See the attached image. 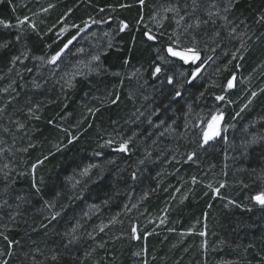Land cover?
<instances>
[{
  "label": "trees",
  "instance_id": "obj_1",
  "mask_svg": "<svg viewBox=\"0 0 264 264\" xmlns=\"http://www.w3.org/2000/svg\"><path fill=\"white\" fill-rule=\"evenodd\" d=\"M228 3L0 0V264H17L31 244L39 248L35 264H132L137 252L154 264H199L195 242L173 234H148L147 247H136L139 213L156 212L166 199L172 228L210 222L215 259L264 264V205L251 199L264 190V140L257 142L264 138V0H230L225 11ZM46 7L41 26L31 19L17 26ZM170 30L182 34L178 47L195 41L198 63L167 57ZM73 37L54 74L47 61ZM239 42L245 49L230 58ZM156 47L188 76L177 82ZM205 48L213 49L208 56ZM215 59L209 83L198 84ZM87 60L93 74L70 86V63ZM156 65L162 71L154 77ZM241 71L249 81L239 89ZM229 79L233 87L222 90ZM217 110L225 125L242 119L230 146L229 136L221 146L201 138L200 122ZM108 130L133 138L128 151L105 145Z\"/></svg>",
  "mask_w": 264,
  "mask_h": 264
},
{
  "label": "rangeland",
  "instance_id": "obj_2",
  "mask_svg": "<svg viewBox=\"0 0 264 264\" xmlns=\"http://www.w3.org/2000/svg\"><path fill=\"white\" fill-rule=\"evenodd\" d=\"M122 8L125 7H121L119 8L120 10ZM115 8L111 7L108 8L106 11V14L108 13H112L115 12L114 10ZM41 11H39L38 13H35L33 15H30L28 20H35L37 23L44 19V12L48 10V8H42L40 9ZM27 20V21H28ZM22 21V20H21ZM163 21V20H161ZM26 22V21H24ZM23 23L18 22L17 26H19L20 28H27L26 25H23ZM143 24L145 25V22L142 21ZM150 23H152V21H149ZM162 22H156L157 28L158 29H162L164 28L165 24H161ZM32 25H35L32 23ZM39 26H41V22L38 23ZM38 25H35V27H31L33 29H36V27ZM153 26V24H151ZM152 28V27H151ZM149 29V28H148ZM178 29V28H177ZM150 31V29H149ZM154 31V30H153ZM156 31V30H155ZM158 32V31H157ZM159 34H161L160 32H158ZM168 33H172L173 37L175 38V40H177V38H179V42L184 41L182 39V34H180V32H176L174 30H170ZM163 35V34H162ZM166 37V39L168 38V35H164ZM237 36H242L240 34H238ZM241 42V41H240ZM239 45H237V48L233 51H231L230 54V58H232L233 56H235L236 53H238L239 50H244L245 47L244 46V42L240 43ZM180 45V44H179ZM154 55L156 57H158V59L162 62H164V64L175 68V76H177V82L185 79L188 76V70L185 68L180 67L179 65H177L174 62H170V61H166L165 58L163 57V54L160 52L159 48L156 47L154 49ZM213 49L210 48H205V53L204 56H208L209 53H211ZM248 51V50H247ZM250 53V51H249ZM234 54V55H233ZM72 57L75 55H71ZM168 57V56H167ZM243 57H240V59H242ZM244 59V58H243ZM216 61L212 60L211 63L209 64V66L206 68V70L200 75V77L197 79L198 84H201L202 82H204V84L209 83L208 82V78H209V73L211 72V70L216 66L217 63H214ZM243 61V60H242ZM80 65H78V64ZM94 63L92 60H87L84 61L82 63H79L78 61H72L69 65V71H68V76L67 79L70 83V86H72L78 79H81L83 77H85V75H92L93 74V69L92 67L94 66ZM65 64V61H60L58 63H56L52 70L54 74H58L60 73V68L63 67ZM212 66V67H211ZM80 73V74H77ZM247 74H244L242 71L239 73V76L237 78V80L239 81V89L241 87H245L246 85H248V81L249 78H247ZM88 77V76H87ZM220 89V88H219ZM227 89V85H225L222 90H226ZM228 92V91H226ZM245 101L249 102L247 99H245ZM246 105V104H245ZM244 104H242L240 106V110L241 112L244 111V109L246 108ZM245 106V107H244ZM214 116H220L222 118V115L219 114V110L216 111V113H214L213 115L208 116L204 123L200 122L201 128H200V134H201V138H203V133L209 129V125L213 123V117ZM234 116L229 117V119L226 121V125L223 124L224 120L220 118L218 124H216V128L219 131V135L213 137L212 139H210L209 141H213V143H217L218 146H221L222 143H224V137L229 136V138H226L225 140L227 142H229V146L232 144L230 141V137L234 135V132L236 130V128L240 125V121L242 119L239 120V122H236V120L233 118ZM226 120V119H225ZM255 126H257V123L254 125H252L251 128H255ZM63 128V127H62ZM154 128L157 129V127L154 126ZM257 128V127H256ZM129 129H126V131H128ZM120 131V130H119ZM118 131V132H119ZM114 130L111 132L110 130L107 131V138L105 139V145L107 146H113V147H118L120 146V144L124 141V140H128V139H124L125 136L120 132L118 134L113 133ZM113 137L114 139H110V137ZM130 141L131 142L133 140L132 137H130ZM262 140H264V138H261L259 141L257 140V142H261ZM111 141V144H109L108 142ZM256 144V143H254ZM59 142L56 144L55 147H58ZM253 145V144H252ZM228 146V148H229ZM131 150H135L133 147L131 148ZM206 189H208L206 191V193H208L209 190L212 191V197L215 196L218 192V189H216L213 186H206ZM226 202H229V199H226ZM169 206L170 203L168 202V200L166 199L163 203V205L160 207L159 210H157L156 212H148L146 211V209L144 208V210L142 212H140L139 214V223L136 224V232L133 233L136 235V238L138 240L137 244L138 246H136L137 248H146L147 247V241L144 242L146 240V237H148V234H152V235H158L160 236L158 238V240H162L165 239L168 234H173L175 235V239H177L178 241H183V240H188L190 242V244H193V241L195 242L196 248L195 250L200 252V261L198 258V263L199 264H223L221 258H217L215 259V257L218 254V250L216 248L215 243L212 242V238L214 237L215 233L212 230V226L210 224V222H207V220L205 219V221L201 222V225L195 221H190L183 230H176L173 227L171 223V219L173 218L174 215H171L169 213ZM148 213V214H147ZM147 228V229H145ZM148 230V231H147ZM144 231V234H140V232ZM201 233H204L203 235H201ZM39 251V248L33 244L28 246V250L25 252H21L17 255V264H35L34 263V256L35 254ZM166 252H168L169 254L173 253V250H170V248L166 249ZM136 256L135 259L132 261V264H154V261H152V259H147V256H143L142 253H135ZM208 257H210V260H208ZM194 264V263H192Z\"/></svg>",
  "mask_w": 264,
  "mask_h": 264
},
{
  "label": "snow or ice",
  "instance_id": "obj_3",
  "mask_svg": "<svg viewBox=\"0 0 264 264\" xmlns=\"http://www.w3.org/2000/svg\"><path fill=\"white\" fill-rule=\"evenodd\" d=\"M144 0H140V3L143 4ZM193 2L195 3V0H193ZM231 6L230 0L228 5H226L225 7V11L228 10V7ZM71 11V10H69ZM165 11H176L178 12V9H174L172 7L166 8ZM208 15L211 17L213 15H219V12L217 11L216 13L213 12H209ZM223 18V17H222ZM180 20H183L184 17L181 16L179 18ZM28 17H24V19L22 21H19L20 23H23L24 21H27ZM32 27H35V25H31ZM87 26V25H86ZM127 27V25L122 21L121 22V31H123L125 28ZM233 31H235V29H233ZM145 35L148 37V39H155V37L149 35L148 33H145ZM76 37H73L72 40H69L66 44H64V47L60 49L59 52H57L55 55L51 56L50 60H48L47 62L49 64L55 65L58 58L61 56V54L64 52L65 49L68 48V46L72 43L73 40H75ZM179 46V38H177V40H173L172 44L168 46L167 48V52L172 56V57H176L179 58L180 60L184 61L185 63H188L189 61H191L192 63H195L197 60L200 59V55L198 50L195 47V41H193V46L191 47H185L182 50H176L177 47ZM92 59H98V57H93ZM207 61H205L206 63ZM125 63H127V61H125ZM203 67V64H201L200 67H197L193 70L192 72V77H196V75L200 72L201 68ZM162 69L159 65H156L154 67V70L152 72V75L155 77L157 76L159 73H161ZM80 74V73H77ZM168 83L172 84L173 83V77L169 76L168 77ZM38 87V85H37ZM227 87L228 88H232L233 87V80L229 79L227 82ZM181 93L179 91L176 92V96H180ZM253 96L256 95V93L252 94ZM218 100L223 99V97H217ZM113 103H115V101H113ZM31 112V109L29 110ZM220 116H214L213 117V123L209 125V129L206 130L203 133V138L205 143H207L210 139H212L215 136H218L220 133L216 128V124H218L219 120H220ZM51 123V122H50ZM131 138H129L128 140H124L120 146H119V151L122 152H126L128 151V144ZM71 142V141H70ZM109 144H111V141L108 142ZM0 151H2V149H0ZM190 160L193 158L192 155H189L188 157ZM33 168H35V165H33ZM133 177L135 178V174H133ZM221 187H223V185H221ZM252 200L256 201L258 204L260 205H264V190H261L260 192H258L257 194L253 195L251 197ZM55 218V217H53ZM132 232L135 233L136 232V228L133 227L132 228ZM204 233H201V235H203Z\"/></svg>",
  "mask_w": 264,
  "mask_h": 264
},
{
  "label": "water",
  "instance_id": "obj_4",
  "mask_svg": "<svg viewBox=\"0 0 264 264\" xmlns=\"http://www.w3.org/2000/svg\"><path fill=\"white\" fill-rule=\"evenodd\" d=\"M169 45H171V44H166L165 46H164V51H165V54L170 58V59H172V60H177V61H180V62H182L184 65H189V64H191L192 62L191 61H189L188 63H185L184 61H182V60H180L179 58H176V57H172L168 52H167V48H168V46ZM183 48H181V47H177V49L176 50H182ZM199 55H200V53H199ZM200 61V59L199 60H197L195 63H193V64H196V63H198ZM204 63H203V67H204ZM201 66V65H200ZM199 66V67H200ZM202 67V68H203ZM202 68H201V70H202ZM201 70H200V72H201ZM199 72V73H200ZM198 73V74H199ZM197 74V75H198ZM197 75H196V77H197ZM196 77H192V75H191V77L189 78V81H191V80H193V79H195Z\"/></svg>",
  "mask_w": 264,
  "mask_h": 264
}]
</instances>
